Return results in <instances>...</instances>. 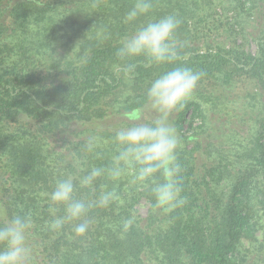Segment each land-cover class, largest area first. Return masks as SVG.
Returning a JSON list of instances; mask_svg holds the SVG:
<instances>
[{"label": "trees", "instance_id": "16d2710c", "mask_svg": "<svg viewBox=\"0 0 264 264\" xmlns=\"http://www.w3.org/2000/svg\"><path fill=\"white\" fill-rule=\"evenodd\" d=\"M134 3L0 0V223L30 214V264H264V0H152L126 23ZM169 14L182 21L181 59L145 67L140 58L131 80L114 76L121 38ZM176 64L203 73L169 116L185 203L156 207L148 188L102 175L76 196L115 188L120 199L91 209L83 235L49 230L55 181L85 174L75 160L85 171L108 165L114 130L154 118L138 115L145 91ZM244 81L250 90L238 89Z\"/></svg>", "mask_w": 264, "mask_h": 264}, {"label": "clouds", "instance_id": "9594fccd", "mask_svg": "<svg viewBox=\"0 0 264 264\" xmlns=\"http://www.w3.org/2000/svg\"><path fill=\"white\" fill-rule=\"evenodd\" d=\"M151 8L152 0H135L124 17L125 22L136 20L149 13ZM181 22L177 16L169 14L150 20L123 36L115 53L119 63L113 65V75L125 81L131 80L137 67L136 61L140 58L145 67L175 64L181 59L179 50L182 45L176 38ZM202 75L191 67L176 64L149 83L144 100L155 113L154 118L144 121L138 117L137 123L114 130L115 151L108 165L92 166L85 171L75 160L77 169L85 174L69 173L55 181L52 190L47 193L49 212L53 217L48 223L49 230L58 232L65 225H71L73 233L83 235L91 223L87 218L91 209L107 207L120 199L115 188L102 190L90 199L76 196L77 186L91 188L102 175L112 181L129 177L132 185L148 188L156 207L172 210L185 203L178 180L181 171L177 162L180 138L169 116L184 107ZM94 144L95 138L89 137L87 150L91 151ZM58 211L61 214L58 215ZM132 224L133 218L125 219L123 230L127 231ZM32 228L30 214H15L0 223V264H30L32 247L28 243V235Z\"/></svg>", "mask_w": 264, "mask_h": 264}, {"label": "rangeland", "instance_id": "374dc122", "mask_svg": "<svg viewBox=\"0 0 264 264\" xmlns=\"http://www.w3.org/2000/svg\"><path fill=\"white\" fill-rule=\"evenodd\" d=\"M245 47L248 50H251L252 52L255 50V44L252 41H247L245 43ZM238 89L241 91L245 90H250L251 89V84L248 83L247 81H244L238 85ZM138 115L143 116L146 119H150L155 116V113L152 112L149 108L147 110L141 111ZM151 115V116H150ZM153 115V116H152ZM198 123L197 121H194V125ZM148 208V203L145 200H141L139 204L137 205V210L141 215H145L147 212Z\"/></svg>", "mask_w": 264, "mask_h": 264}]
</instances>
